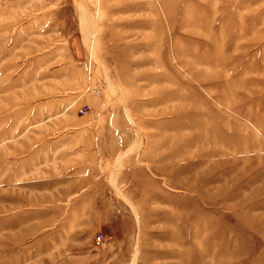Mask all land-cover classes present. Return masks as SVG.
Listing matches in <instances>:
<instances>
[{"label":"rangeland","instance_id":"374dc122","mask_svg":"<svg viewBox=\"0 0 264 264\" xmlns=\"http://www.w3.org/2000/svg\"><path fill=\"white\" fill-rule=\"evenodd\" d=\"M0 264H264V0H0Z\"/></svg>","mask_w":264,"mask_h":264}]
</instances>
